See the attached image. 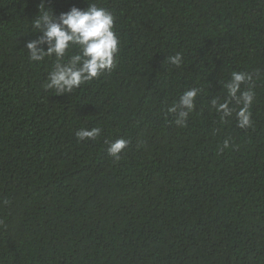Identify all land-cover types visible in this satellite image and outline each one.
<instances>
[{
    "label": "trees",
    "instance_id": "16d2710c",
    "mask_svg": "<svg viewBox=\"0 0 264 264\" xmlns=\"http://www.w3.org/2000/svg\"><path fill=\"white\" fill-rule=\"evenodd\" d=\"M89 4L115 17V67L46 89L32 21ZM233 71L252 76L246 129L212 107ZM0 264H264V0H0Z\"/></svg>",
    "mask_w": 264,
    "mask_h": 264
},
{
    "label": "clouds",
    "instance_id": "9594fccd",
    "mask_svg": "<svg viewBox=\"0 0 264 264\" xmlns=\"http://www.w3.org/2000/svg\"><path fill=\"white\" fill-rule=\"evenodd\" d=\"M115 17L103 7L89 4L86 10L72 7L70 11L61 13L58 17L53 11L39 9V14L32 21L35 33L42 34L38 40L27 44L30 50V60L42 62L46 57L55 56L56 63L48 75L46 89H55L59 93L69 92L79 88L82 84L99 77L104 72H110L115 67V60L119 52V37L114 31ZM47 45V50L41 45ZM78 48L79 54L70 58L65 63V56L73 49ZM170 62L179 65L181 55L171 56ZM252 76L249 72L233 71L231 78L225 84L228 99L219 101L214 99L212 107L221 115V119L231 117L236 112L238 126L242 129L251 127V106L255 100L252 90H242V86L249 85ZM198 90L192 89L184 92L180 98L179 107L187 111L180 112V119L176 121L178 126H183L188 111L194 108V102ZM232 100L236 101L239 110L232 106ZM177 106L169 109L175 113ZM101 129L85 128L76 132L78 140L95 139L100 135ZM109 144L108 154L115 159L120 158L122 151L128 146V141L118 139ZM225 141L224 147H228Z\"/></svg>",
    "mask_w": 264,
    "mask_h": 264
}]
</instances>
